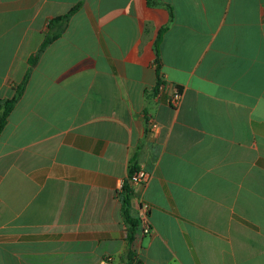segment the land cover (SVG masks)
I'll return each mask as SVG.
<instances>
[{
	"label": "crops",
	"instance_id": "0c3cea01",
	"mask_svg": "<svg viewBox=\"0 0 264 264\" xmlns=\"http://www.w3.org/2000/svg\"><path fill=\"white\" fill-rule=\"evenodd\" d=\"M77 3L0 134V264H264V0H0V99Z\"/></svg>",
	"mask_w": 264,
	"mask_h": 264
},
{
	"label": "trees",
	"instance_id": "16d2710c",
	"mask_svg": "<svg viewBox=\"0 0 264 264\" xmlns=\"http://www.w3.org/2000/svg\"><path fill=\"white\" fill-rule=\"evenodd\" d=\"M147 4L148 5H154L155 0H147ZM80 6H81V3H77L65 15L56 17L52 21H50V23H49L50 29L53 28V25L60 23V25H61L60 30L54 32L53 34L47 35L45 37V39L43 40V42L41 43L38 50L36 51V53L32 54L28 58L27 63H28L29 68L27 69L26 73L24 74L21 82L19 84L13 86L14 93H13L12 97L8 98V99H0V134L2 133L4 127L6 126L7 119H8L10 112L12 111L15 104L18 102V100L20 99V97L22 96V94L24 92L26 84L29 80L31 67L38 61V59H39L41 53L44 51L45 47L60 36V33L65 28L66 23L68 22L69 18L74 13H76V11H78ZM164 30H165V28L160 30V32L158 33V36L155 40V43H154V50L156 52L157 57L159 56V45H160V42L162 40V35H163ZM156 66H157L156 71L158 72V79H157V83H156V91H157L159 89V87L162 85V82L160 80L158 62L156 63ZM133 172H135V171L131 170L130 175ZM120 195H121V198H120V200H121V216H122V218H123V220L127 226L128 242H131L133 240L136 227L138 225V220L133 219L130 215L131 190H130V187H129L127 182L122 185ZM126 256H127L128 260L126 259L127 261L125 262V264H140V262L134 258L133 254L130 251L128 252V254ZM111 264H113V262Z\"/></svg>",
	"mask_w": 264,
	"mask_h": 264
},
{
	"label": "built area",
	"instance_id": "2783aa9c",
	"mask_svg": "<svg viewBox=\"0 0 264 264\" xmlns=\"http://www.w3.org/2000/svg\"><path fill=\"white\" fill-rule=\"evenodd\" d=\"M161 87L162 85L159 87V89H161ZM180 98H181V92L178 89L174 88L171 93L170 99H169L170 105L176 106ZM156 128H157V125L155 123L150 122V129L154 131ZM147 178H148L147 172L143 169H139L133 172L129 176L128 182L130 185H138V184L145 183L147 181ZM137 216H138L139 225L142 229V233L148 234L150 231L149 207L144 202L139 203L138 210H137ZM111 263H112V259L110 257H107L100 262V264H111Z\"/></svg>",
	"mask_w": 264,
	"mask_h": 264
}]
</instances>
